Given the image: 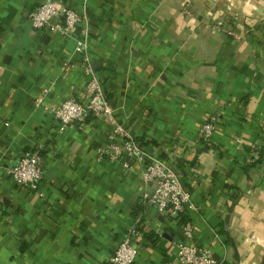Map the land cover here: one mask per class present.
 <instances>
[{"label":"crops","instance_id":"obj_1","mask_svg":"<svg viewBox=\"0 0 264 264\" xmlns=\"http://www.w3.org/2000/svg\"><path fill=\"white\" fill-rule=\"evenodd\" d=\"M39 1L0 0V264H111L132 229V264H181V241L264 264V0H64L82 15L71 36L31 25ZM84 35L116 122L189 192L184 214L144 197L143 162L108 158L106 115L58 130L54 107L88 97ZM32 148L30 189L10 169Z\"/></svg>","mask_w":264,"mask_h":264},{"label":"built area","instance_id":"obj_2","mask_svg":"<svg viewBox=\"0 0 264 264\" xmlns=\"http://www.w3.org/2000/svg\"><path fill=\"white\" fill-rule=\"evenodd\" d=\"M81 19L82 15L65 4L64 0H40L29 13V20L33 27L59 31L65 36L72 35L76 24ZM84 31L82 28L81 35L85 33ZM74 47L82 54L80 66L88 75L86 82L88 97L85 101L68 97L54 107L53 113L58 123V130H63L71 122L83 121L88 114L106 115L112 123V128L107 134L108 143L105 150L108 158L120 161L126 168L131 166L132 160L143 162V179L155 181L153 192H145L144 197L161 212L184 214L185 206L190 205V196L178 175L164 161L150 156L142 144L116 122L103 87L87 60L86 36L76 37ZM215 120V115L211 114L203 123L200 132L203 139L210 136ZM116 136L120 138V141L115 139ZM41 158L39 148L26 149L20 153L10 169L16 185L30 189L36 188L43 173ZM181 230L184 236H191L192 226L188 219L183 221ZM133 232H135L134 229L119 240L109 257L111 264H132L135 260L138 244L134 241ZM177 255L181 264H218L211 250L197 243L178 242Z\"/></svg>","mask_w":264,"mask_h":264}]
</instances>
